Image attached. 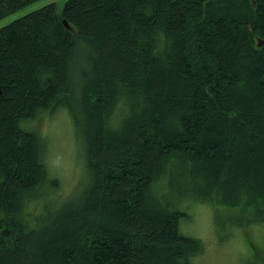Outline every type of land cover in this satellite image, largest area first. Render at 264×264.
I'll list each match as a JSON object with an SVG mask.
<instances>
[{
	"label": "trees",
	"instance_id": "1",
	"mask_svg": "<svg viewBox=\"0 0 264 264\" xmlns=\"http://www.w3.org/2000/svg\"><path fill=\"white\" fill-rule=\"evenodd\" d=\"M64 104L88 174L68 201L22 125ZM198 201L264 223V0H65L0 27V264H192Z\"/></svg>",
	"mask_w": 264,
	"mask_h": 264
},
{
	"label": "rangeland",
	"instance_id": "2",
	"mask_svg": "<svg viewBox=\"0 0 264 264\" xmlns=\"http://www.w3.org/2000/svg\"><path fill=\"white\" fill-rule=\"evenodd\" d=\"M64 1L31 2L0 18V27L49 3L60 10ZM80 65L81 59L77 58L72 73L75 87L81 83ZM74 124L65 104L52 112L45 110L22 124L36 132L43 142L47 174L57 178V186L49 185L47 191L55 190L52 196L59 200L74 199L88 181L83 147ZM187 212L189 217L180 221V232L200 239L204 245V252L194 258L192 264H264V223L239 225L233 221L235 217L245 220L250 212L201 201L191 204Z\"/></svg>",
	"mask_w": 264,
	"mask_h": 264
},
{
	"label": "bare ground",
	"instance_id": "3",
	"mask_svg": "<svg viewBox=\"0 0 264 264\" xmlns=\"http://www.w3.org/2000/svg\"><path fill=\"white\" fill-rule=\"evenodd\" d=\"M10 13V12H9ZM179 13V12H178ZM8 14V13H7ZM6 14V15H7ZM9 15V14H8ZM1 18V17H0ZM4 19H6V18H4ZM256 41V40H255ZM256 54V53H255ZM254 83V82H253ZM259 92V91H258ZM216 97V96H215ZM262 107V106H261ZM253 126V125H252ZM242 129V128H241ZM238 131V130H237ZM245 141V140H244ZM168 142V141H167ZM186 142V141H185ZM184 142V143H185ZM177 149V148H176ZM231 149V148H230ZM203 152V151H202ZM239 154V153H238ZM219 158V157H218ZM241 170V169H240ZM237 188V187H236ZM178 193V192H177ZM176 199V198H175ZM164 202V201H163ZM216 204H217V202H216ZM223 211V210H222ZM142 212V211H141ZM142 215V214H141ZM158 218V217H157ZM251 220V219H250ZM221 228V227H220ZM176 237V236H175ZM188 238V237H187ZM191 239V238H190ZM195 240V239H194ZM60 252V251H59ZM169 259V258H168ZM100 262H101V260H100ZM72 264V263H71Z\"/></svg>",
	"mask_w": 264,
	"mask_h": 264
},
{
	"label": "water",
	"instance_id": "4",
	"mask_svg": "<svg viewBox=\"0 0 264 264\" xmlns=\"http://www.w3.org/2000/svg\"><path fill=\"white\" fill-rule=\"evenodd\" d=\"M261 42H259V44H260Z\"/></svg>",
	"mask_w": 264,
	"mask_h": 264
}]
</instances>
